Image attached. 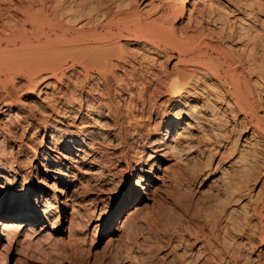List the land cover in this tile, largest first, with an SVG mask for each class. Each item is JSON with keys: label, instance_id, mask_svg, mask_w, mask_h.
I'll return each mask as SVG.
<instances>
[{"label": "bare ground", "instance_id": "6f19581e", "mask_svg": "<svg viewBox=\"0 0 264 264\" xmlns=\"http://www.w3.org/2000/svg\"><path fill=\"white\" fill-rule=\"evenodd\" d=\"M9 2L0 0V180L9 188V180L18 175L17 157L22 156L23 147L33 150V143L44 138V147L38 150L41 159L56 153L44 174L58 184L51 191L55 208L51 203L45 206L43 201L48 200L42 199L41 191L39 197H29L26 172L21 174V193L16 191L17 198L6 208L3 200L11 196V190L0 185V264H7L3 241L19 247L27 232L47 229L59 203L69 206L68 191L76 189L72 163L97 165L92 173H101V159L93 155L105 156L98 144L107 136V118H113L110 130L117 128L125 140L133 139L144 150L134 160L116 208L125 211L134 203L124 222L129 223L131 215L142 209L140 200L147 198L141 176L137 174L136 185L129 186L134 171L159 179L151 170L169 161L175 170H171L173 180L189 163L188 154L208 141L209 149L200 147L207 151V158L216 148L213 143L226 145L217 151L216 165L220 159L227 160L223 167L227 171L219 191L203 202L198 218L190 220L198 219L192 224L195 228L189 224L194 228L188 230L194 232L193 242L197 234L201 240L205 233L210 237V242L199 243L202 250L198 252L206 250L211 261L221 263L232 255L240 257L242 242L252 250L264 246V0H41L37 7L22 0ZM20 92L32 98L30 106L17 98ZM159 95L163 97L157 102ZM113 97L124 101L126 110L116 101L118 106L113 105ZM35 111L55 114L50 132L35 139L31 135L15 150L6 133L11 128L5 131L4 126L35 116ZM153 112L159 118L150 124ZM227 116L236 117L229 126ZM232 128L235 133L229 135ZM146 160L147 169L143 167ZM38 164L29 166L37 173ZM257 180L259 188L253 192ZM57 195L65 198L60 201ZM56 221L59 218L45 232L61 231L53 226ZM219 228L222 235L213 234ZM260 255L259 250L258 260Z\"/></svg>", "mask_w": 264, "mask_h": 264}, {"label": "rangeland", "instance_id": "374dc122", "mask_svg": "<svg viewBox=\"0 0 264 264\" xmlns=\"http://www.w3.org/2000/svg\"><path fill=\"white\" fill-rule=\"evenodd\" d=\"M18 1L21 0H15L16 3L14 2V0L13 2L10 0L9 3L12 2L11 4L13 3L17 4ZM23 2L31 3L33 6L37 7L39 6L41 0L40 1L22 0V3ZM12 7L15 8L14 5ZM24 95H28V94H25L23 92L16 94L18 99L26 103V106H30L31 102L29 101L32 98H30V96L27 97ZM161 97L163 96L159 95L158 97H155L157 98V102L162 100V99L160 100ZM115 101L120 106V108L124 105V101L120 100L117 97H113L112 99L113 105L114 104L117 105ZM27 108L28 107H26V109ZM121 109L126 110L125 107H122ZM35 112L34 114L36 117L35 116L31 117L28 115L27 118L24 117L22 119H15L16 121H19L21 123L13 120L12 124H9L8 126H4V128L6 129L5 131L11 128L6 133L9 134V135L7 134V137L9 136L8 141L9 142L11 141L10 143L15 146V150L17 147L16 145L24 143L25 140L29 141L30 140L29 137H31V135H32L31 138L35 139L36 137H41L44 132L48 134V131L50 129L49 127L50 120H52L55 114L51 113L50 116L49 115L50 111L41 112V113H39L40 111L39 112L35 111ZM43 113L45 114L44 116ZM39 115L40 116L42 115V117H40ZM46 116H48L47 119L49 118V120L46 119ZM37 117L39 119H37ZM158 118L159 117L155 115L153 112L150 116L149 123L153 124L155 121L158 120ZM226 119H227V126H229V123L235 121L236 117L232 119L227 116ZM28 121H30L31 123H27ZM106 122L109 124L107 127L105 126L106 128L104 129H106L105 134L108 137L107 136L101 137L99 139V144H98L100 145L101 148V151L99 152L104 153L106 157L105 156L98 157L99 154L97 152H95L93 155L97 160L99 158L101 159V163L100 160H98L99 161L98 165L100 164L99 169L100 170L102 169L101 173L99 172L100 175L99 173H96L97 175L92 173L94 167H96L97 165L91 164L90 166V163L88 162L83 163V161L72 163L74 164L73 168L71 169L74 175L73 185L74 188L76 189L73 193L71 190L68 191V194H71V196H69L70 201H68L69 206L65 205L64 207L63 205H61V203H59L58 212H53L50 215L49 222L47 223V225L50 226L51 222L54 219L59 218V221L53 222L54 224L53 226L59 228L61 231L45 232L46 230H48L49 227L48 226L46 230H43L41 232L40 231L35 232V234L34 232L31 233L27 232L26 234L27 236L25 235V237L27 238L21 240L22 238L19 237V239L21 240L20 241L21 247L20 246L17 247L15 243H12L10 245L7 244L5 241H3L4 246H6L4 247V250L6 254L7 264H13V263L15 264L16 263L17 264H192V263L213 264L215 261H217V263L214 264H245V263L264 264V254H263L264 246L256 245L254 250H252V249H248L247 246L243 245L244 242H242V246L239 248L240 254H237L240 255V257L236 255H232L234 259L231 256L229 260L228 259L220 260L221 263H219V260L211 261V258L206 253V250L204 251V253L202 251L198 252V250L200 249L198 248L200 245L199 243L203 242V239L204 242L205 240L210 242L209 240L210 237L208 236L209 237L208 238L207 233H205L206 236L204 235V237L206 238L202 236L203 239L201 240V237L199 236V234H197L198 235L197 239L199 240L196 239L197 242L196 240H194L195 242H193L194 232L190 233L192 230L194 231L195 227L192 224L194 223L195 220H198L194 218H198L197 214L199 210L202 211L203 202H207L208 200L212 199L213 196L219 191L220 188L219 186L222 182V176L226 175L225 172L227 170L224 172L223 167H225L227 160L220 159V161L216 165V161L220 157L219 153L223 149L225 150L226 147L225 144H220V146L217 144L216 146V144L213 143L215 146L213 145L212 147L217 148V150L215 148V150L213 151L216 155L212 152V156L207 158L206 156L207 151L204 150L203 148L207 147L206 145H208L209 143L208 141L207 144L206 141H204V143L201 142L199 144L200 147L201 146L204 147L201 149V151L199 147L198 149L196 150L194 149L192 152L188 154L190 157L188 161L189 163H186L185 165H183V167L180 168L181 170L180 169L178 170L179 172L180 171L181 172L178 173L173 180L171 176L173 174L171 170L173 169L171 167V162L169 161L162 163V165H160V168H155V169L153 168L151 170V173L153 175H157L159 179L152 178V175H150L149 177L147 172H142V170H137L136 172L132 170L134 171V173L129 178L130 181L129 186L132 187V185L133 186L136 185V178H137L136 175L138 174L139 176L142 177V180L139 179L138 180L143 182L145 181L144 183V185L146 186L145 196L147 198H142L140 200L139 203H141L142 209L139 210L138 212H135V214L133 213L134 215L133 214L131 215L132 217L129 223L128 222L126 223L123 221V219L126 216L128 209L129 210L133 209L134 203L127 206L126 209H124L125 211L118 212L116 208L120 203V199L122 197L120 195L122 192V188L127 180V175L131 172L132 167H134L133 166L134 160L138 156V154H140L141 152L140 150H143V148L137 145L133 139L127 138L128 140L127 139L125 140L122 136V131L120 132L118 131L119 133H121L119 134L120 136L117 135L118 133L117 128H115L116 130L113 129V131L110 130L112 129L110 127H113V123H114L113 118L112 119L107 118ZM35 123L37 124V128H36L37 130L33 129L34 128L33 126L34 125L36 126ZM21 128L22 130H20ZM18 131L20 132L23 131L21 133L22 135ZM233 131L234 130L232 128V131L231 132L229 131L228 134L233 135L235 133V131L234 133ZM10 133L13 134L11 135ZM244 134L246 135L247 132L243 131L242 136H244ZM197 136L196 138H194V140L198 138ZM15 138L17 141L15 140ZM176 139H178V137ZM201 139L202 137L199 136L197 140L201 141ZM42 140L40 142L39 140L38 141L36 140L35 143H33V147H32L33 150L25 149L23 147L24 151L22 153V156L17 157V159L20 158L19 159L20 163L19 161H17L16 163L18 175H16L15 179L9 180L10 182L9 188L4 179L0 180V185H3L2 189L7 188L9 189V191L11 190L10 191L11 196L3 200L4 208H6L13 199L17 198L16 194H14L16 193V191L19 190L17 193H21L20 191V188H22V186L20 185L22 181L21 174L25 172L26 173L23 175H26V179H27L26 181L29 185L28 187L29 189H27L29 197H33L36 195L39 197L41 191L42 199L48 200V201L46 200L48 203L43 201L45 206L47 207L51 203L54 205L53 207L55 208L56 202L51 191H53L52 186L58 183H56L53 178L46 176L44 173L48 172L47 171L48 168H51L53 160L56 159L55 156L56 153L51 152L52 156L48 157L45 160H42L41 155L38 154L39 153L38 150L44 147L43 146L44 138ZM212 142L213 141H211L210 144ZM205 149H209V148L207 147ZM24 154H26V156ZM230 156L231 155H229L227 159L228 158L230 159ZM104 158L105 161L103 160ZM192 158L194 159L192 162L195 164L191 162ZM26 160H28L27 161L28 163L26 162ZM22 161L25 164H27L26 167ZM103 162L106 164V168ZM36 163H39L37 173L29 166L30 164L36 165ZM41 163H44L43 166ZM147 163L148 160L144 161L143 167L145 169L148 168ZM187 164H189V166H187ZM44 167H46V169H43ZM222 170L224 174H222ZM102 173H103V178L102 177L99 178V176H101ZM146 182L149 183L150 185L146 184ZM253 186L254 187L252 189L253 192H255L259 188L258 180L255 184H253ZM34 190H36L38 194H32L31 192ZM0 192H1V188H0ZM56 194L58 193H55V195ZM58 195L57 198L60 201H62L65 198V197L62 198V196L60 197ZM125 197L126 198L128 197V191L127 193H125ZM70 202L72 204V209L74 208L73 209L74 219L72 223H70L68 220L70 216L69 212L71 211ZM192 217H194L193 223H191ZM132 218L134 220H132ZM186 224L187 227L185 228ZM189 224L194 228L190 227ZM189 227L191 228V231ZM170 228L171 229L173 228V230H171ZM179 229L181 230L183 229V231ZM219 229L213 230V234L217 232V234L218 235L220 234L219 236H221L222 229L220 230ZM188 230L190 232H188ZM169 232L171 234L176 233L177 236L175 234H172L170 236L172 240L171 239L169 240L168 237ZM224 234L226 235L227 233L225 232ZM68 235L71 236L69 239H67V237H69ZM187 240L189 242H187ZM258 249L260 250V254H261L259 260L256 256V254L259 251ZM201 252L203 253V255ZM189 254L190 256L192 255L195 257L196 255L198 257H195L196 258L195 259L194 257L191 256L192 258L191 259ZM206 255L209 258L206 257ZM246 257L249 259L244 260Z\"/></svg>", "mask_w": 264, "mask_h": 264}]
</instances>
